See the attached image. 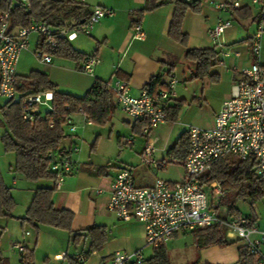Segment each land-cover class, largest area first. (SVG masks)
<instances>
[{
  "label": "built area",
  "instance_id": "2783aa9c",
  "mask_svg": "<svg viewBox=\"0 0 264 264\" xmlns=\"http://www.w3.org/2000/svg\"><path fill=\"white\" fill-rule=\"evenodd\" d=\"M190 1V0H185ZM248 5L256 9V27L249 41L245 42L252 57L251 64L237 70L238 78L231 87V95L225 99L213 118L210 128L188 127L186 135L188 148L182 163L184 178L180 182H167L154 179L149 186H138L130 167H122L115 174L109 187V198L106 208L118 220L135 219L144 226L145 244L158 249L164 247L176 234H188L193 231L219 224L224 228L226 239L240 242L254 264H264V232H260L256 221L247 216L239 218L227 216V209L220 204L224 192L216 181L202 183L200 178L212 165L226 157L238 161L252 160L256 176L264 181V65L260 63L262 38H264V0H247ZM9 6L23 4L29 7L27 0H5ZM220 12L228 13L243 7L242 0H226L212 3ZM112 16L110 8L95 7L79 21L76 17L61 18L56 26L31 19L25 27L11 28L9 13L0 11V97L16 100L17 63L22 51L27 50L30 38L35 37V56L42 62L49 63L50 55L40 49V42L48 48H55L58 40L73 41L79 33L89 35L94 25L104 17ZM79 21V22H78ZM231 22L219 19L206 31L207 36L220 50L222 56L236 51L226 48L221 38ZM134 30L137 39L143 37L138 25ZM99 63L97 56L87 57L81 69L92 74ZM177 80L170 76L166 81L167 90H161L156 96L144 89L134 97L129 95L128 86L122 81L113 85L108 83L117 106L136 123H144L141 134L149 138L150 133L165 123L164 104L171 97V90ZM52 92L29 94L20 99L21 117L24 121L33 122L38 114L52 111ZM45 107L41 111L39 107ZM87 125L91 124L79 109ZM64 126L72 134L76 127L73 114L63 119ZM49 127L53 124L50 122ZM141 152V160L148 167L155 166L153 155L156 152L155 140H150ZM79 149L71 145L57 153H48L51 159L49 169L55 175L54 186L59 189L63 179L73 172L71 154ZM100 193V191H98ZM209 196V199H208ZM27 234V233H26ZM258 237H252V235ZM23 257L26 248L21 244H12ZM82 255L76 261L82 263ZM109 264H145L140 251H115Z\"/></svg>",
  "mask_w": 264,
  "mask_h": 264
},
{
  "label": "crops",
  "instance_id": "0c3cea01",
  "mask_svg": "<svg viewBox=\"0 0 264 264\" xmlns=\"http://www.w3.org/2000/svg\"><path fill=\"white\" fill-rule=\"evenodd\" d=\"M70 1L84 4L89 11L92 7L110 8L112 16L104 17L94 25L91 33L87 35L91 39L89 40L90 43L80 39L79 35L69 42L72 48L82 53L84 57L92 55L98 57L99 63L93 68L92 74L81 69L83 60L77 62L51 55L49 63L42 62L38 69L31 70L45 73L48 80L56 86L58 92L83 97L89 91L95 79L108 82L111 85L119 80L127 84L129 95L136 97L143 90L145 83L165 71L167 68L165 64L171 62L176 64L179 60L182 61L187 50L215 48L219 51V56L216 64L210 69V73L215 75L217 80L212 83L220 84L223 82L225 84L223 98L216 107L217 112L221 103L231 95L232 84L238 78L237 70L248 67L252 62V57L248 47L245 46V42L249 41L255 31L256 9L249 6L247 0H242L243 7L240 9L249 10V16L242 13L236 15L232 11L223 13L216 10L212 4L226 0H190V2L196 3L199 11L195 13L188 10L183 18L181 30L188 36L185 46L174 42L168 37L169 25L174 11L172 0H164V3L156 9L143 13L138 23L140 32L143 33V37L140 39L134 37L137 32L132 28L131 22L132 19H137L135 14L144 9L145 0ZM219 19L231 22L221 40L230 51L238 52V56L232 53L227 57L222 56L215 43L207 36L206 31L212 28ZM33 39L35 42L36 38ZM259 60L264 65V38H262ZM19 63L20 57L17 68ZM17 75L20 76V74ZM175 101L177 100L170 97L166 100L164 106L170 107L175 104ZM116 109H119V107L117 106ZM184 114L185 107L183 105L178 112L176 121L182 119ZM167 123L174 124V122H165L162 125ZM136 124L135 122V126ZM134 130L137 131V127H134ZM139 133L141 134V132ZM183 133H186L185 129L182 130L181 134ZM146 139L148 138L146 137ZM154 140L156 144L158 138L155 137ZM176 141L170 148L174 146ZM68 142L69 146L74 145V140ZM158 150L156 148V152ZM74 155L71 154L73 172L63 179L59 189H56L51 181L47 185L39 187H54L51 197L53 206L56 209H66L72 212L73 218L70 229L73 233L90 226H98L105 229L106 240L100 250L87 255L88 238L83 237L74 243L67 232L68 235L66 236L68 241L73 243L75 252L70 253L68 249H65L64 252V249H60V252H55L53 258L50 261L47 260L46 264H109L111 255L115 251H140L142 253V250L146 247L143 224L135 219L118 220L106 208L110 183L120 168L110 173V171L104 170L103 167L94 168L91 163H81V160L75 158ZM154 159L156 160V167L163 166V162L157 160V156ZM134 181L138 186H149L153 182L152 180L140 185L135 179ZM255 218L257 226L256 214ZM0 220L5 225L9 221L6 218ZM40 227L42 226H39L38 230ZM257 228H260L259 224ZM25 236H29V233ZM252 237H258V235L255 234ZM199 245L200 241L196 240L192 233L174 235L164 246L168 264H239L238 248L241 246L240 242H234L225 247L216 245L199 247ZM25 248L27 252L30 251L27 246ZM78 255L85 258L82 263L76 261Z\"/></svg>",
  "mask_w": 264,
  "mask_h": 264
},
{
  "label": "trees",
  "instance_id": "16d2710c",
  "mask_svg": "<svg viewBox=\"0 0 264 264\" xmlns=\"http://www.w3.org/2000/svg\"><path fill=\"white\" fill-rule=\"evenodd\" d=\"M29 7L23 4L9 6L5 0H0V11L9 13L11 28L25 27L31 19L56 26L61 18L76 17L79 21L88 14V8L81 3L70 0H27ZM174 11L171 17L168 37L174 42L185 46L188 36L182 32L183 18L188 10L197 13L199 10L195 2L185 0H172ZM164 0H145L143 10L135 14L137 19H132V28L138 25L143 13L152 11L162 5ZM232 13L236 15L249 16V10L237 9ZM78 21V22H79ZM40 49L51 56L72 59L77 62L85 60L82 53L75 51L66 40H58L57 46L53 49L43 46L42 39ZM219 51L215 48L189 49L184 53L183 60L186 69L190 70L193 79H208L215 82V75L210 69L216 64ZM167 68L162 74L152 77L145 83L143 89L150 95L156 96L159 91L167 90L166 81L170 78L175 63L165 64ZM16 100H7L0 107L4 117L5 134L2 136V143L6 152L14 154V171L30 182L47 180L55 182V175L50 171L51 159L48 153H57L62 149H68L63 145L64 140L69 137L64 130V117L76 114L78 110L90 120L91 124L103 125L109 122L117 103L113 93L108 88V82L95 79L89 91L83 97H76L70 94L57 91L56 86L48 80L45 73L30 71L26 76H18L15 86ZM52 92V111L39 113L33 122L24 121L21 117L20 99L29 94ZM184 100H177L170 107H164L165 122H175ZM52 122L53 126L48 124ZM144 123H137V131L141 132ZM71 146V145H70ZM69 146V147H70ZM188 148L186 133L180 135L174 146L167 151L171 158L169 162L178 159L182 165ZM164 166V164H162ZM202 183L216 181L220 184L224 196L220 204L227 209V216L239 218L242 215L238 212L237 203L247 201L250 205L264 197V181H261L255 173L254 162L238 161L226 157L212 165L211 169L201 178ZM54 187L36 188L31 202L23 217L17 218L22 225H29L38 229L39 226H49L65 230L70 234L72 242L83 237L88 238L89 246L87 255L97 252L106 240V231L102 227L90 226L82 231L72 232L70 229L73 218L72 212L66 209H56L53 206L51 197ZM15 206L10 194V188L5 186L0 175V219L15 218L12 210ZM251 221H256L255 214L247 215ZM196 240L200 241L199 247L219 246L225 247L232 243L226 239L224 228L215 224L206 228H200L192 232ZM239 264H254L245 247L238 248ZM0 264L3 259L0 258ZM145 264H168L165 247L153 250L150 258Z\"/></svg>",
  "mask_w": 264,
  "mask_h": 264
},
{
  "label": "rangeland",
  "instance_id": "374dc122",
  "mask_svg": "<svg viewBox=\"0 0 264 264\" xmlns=\"http://www.w3.org/2000/svg\"><path fill=\"white\" fill-rule=\"evenodd\" d=\"M95 8L92 7L91 10ZM84 41L91 40L83 33L78 34ZM31 37L27 50L20 56L19 67L16 69L20 76L28 74L33 69H38L42 61L34 54L35 42ZM90 43V41H89ZM88 51V50H87ZM86 52V51H85ZM177 83L171 90V98L174 100H184L185 114L182 119L172 123H167L153 130L149 138L153 140L158 138L155 148H158L154 158L161 160L162 167H148L141 160V149L144 148L146 139L138 131L134 130L135 122L132 118L116 109L109 122L103 125L89 124L83 120L82 115L73 114L75 131L71 134L69 127L64 126L65 133L69 135L64 140L63 145L69 147V140H74V147L79 151H73L75 158H79L81 163H91L94 168L103 167L104 170L113 173L118 168L130 167L134 179L142 185L154 179H162L167 182H180L183 178V167L178 159L171 160L167 156L168 149L179 139L183 129L188 127L210 128L213 125L214 113L216 107L222 100L225 84L212 83L207 78L203 80L191 78L190 70L186 69L184 62L179 60L171 74ZM7 100L0 97V107ZM45 111V107H39ZM4 117L0 110V175L5 186L10 188V194L14 200L15 206L7 225L0 220V258L3 264H46L53 258L55 252L60 249H68L74 253V245L68 241L67 231L42 226L35 229L29 225H22L17 219L23 217L25 209L32 198L33 190L39 186L48 184L47 180L30 182L23 176L14 171L15 158L11 152H6L2 143V136L5 134ZM209 199V196H208ZM238 212L245 216L255 213L257 216V227L259 231L264 232V197L257 199L253 205L247 201L237 203ZM26 232L29 236H25ZM21 244L27 246L30 251H25L22 257L12 244ZM32 251V252H31ZM153 249L146 246L142 250L144 258L152 255ZM52 264V263H50Z\"/></svg>",
  "mask_w": 264,
  "mask_h": 264
}]
</instances>
